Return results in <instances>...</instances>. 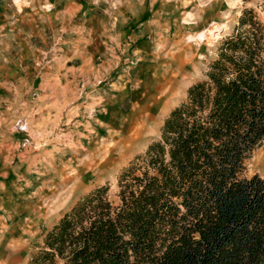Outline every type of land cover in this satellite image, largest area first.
Listing matches in <instances>:
<instances>
[{
	"label": "rangeland",
	"instance_id": "374dc122",
	"mask_svg": "<svg viewBox=\"0 0 264 264\" xmlns=\"http://www.w3.org/2000/svg\"><path fill=\"white\" fill-rule=\"evenodd\" d=\"M263 2L0 0V264H27L97 188L109 184L116 201L122 170L207 78L242 12L264 21ZM141 125V138L117 144ZM246 166L264 178L263 147Z\"/></svg>",
	"mask_w": 264,
	"mask_h": 264
},
{
	"label": "trees",
	"instance_id": "16d2710c",
	"mask_svg": "<svg viewBox=\"0 0 264 264\" xmlns=\"http://www.w3.org/2000/svg\"><path fill=\"white\" fill-rule=\"evenodd\" d=\"M261 147L264 21L245 9L116 201L109 184L80 199L27 264H264V178L245 176Z\"/></svg>",
	"mask_w": 264,
	"mask_h": 264
},
{
	"label": "bare ground",
	"instance_id": "6f19581e",
	"mask_svg": "<svg viewBox=\"0 0 264 264\" xmlns=\"http://www.w3.org/2000/svg\"><path fill=\"white\" fill-rule=\"evenodd\" d=\"M192 18V17H191ZM196 39H198V40H203L204 38H203V35H200V36H198ZM189 41H194V38L193 37H189ZM175 56V55H174ZM181 56V55H180ZM176 62V61H175ZM171 64V63H170ZM187 64V63H186ZM179 68V67H178ZM186 68V67H185ZM166 71V70H165ZM169 71V70H168ZM174 71H176V70H174ZM180 72V71H179ZM162 75V74H161ZM170 75V74H169ZM164 78V77H163ZM152 80V79H151ZM158 82V81H157ZM163 82L164 83H166V82H171L172 83V79H171V77L169 78V79H167V78H165L164 80H163ZM163 83V85L159 88V90L161 91V90H163L166 86H167V84H164ZM154 88V87H153ZM180 90V89H179ZM158 91V90H157ZM152 93V92H151ZM135 96H136V94H135ZM140 96V95H139ZM141 97V96H140ZM140 102H141V99L139 100ZM152 101V100H151ZM145 102V101H144ZM150 104V103H149ZM140 105V104H139ZM141 106V105H140ZM151 106V105H150ZM136 110V109H135ZM133 112V111H132ZM137 112V111H136ZM137 114V113H136ZM155 116V115H154ZM146 117V116H145ZM112 118H114V117H112ZM140 118V117H139ZM142 118V117H141ZM131 119V118H130ZM144 120V119H143ZM142 120V121H143ZM107 121V120H106ZM131 122V121H130ZM117 123V122H116ZM115 123V124H116ZM124 123V122H123ZM130 125V124H129ZM105 128V127H104ZM112 128V127H111ZM114 128V127H113ZM116 130V129H115ZM117 130H118V128H117ZM121 130V129H120ZM145 130H146V127H145V125L144 126H136V127H130V129H129V131L128 132H126V131H124V129H122L121 130V132H120V135H118L119 137H118V142H117V144L118 145H120V144H125L126 142H127V144L128 143H130V144H132L133 143V141L135 140V139H139V138H141V136H142V134L145 132ZM152 133V132H151ZM92 147V146H91ZM78 148V147H77ZM125 148V147H124ZM86 149V148H85ZM97 149V148H96ZM100 149V148H99ZM83 151V150H82ZM116 151H118V148H116L115 150H113V152H112V157L115 155V152ZM92 153V152H91ZM97 155V154H96ZM103 155V154H102ZM93 159V158H92ZM103 161V160H102ZM98 166V165H97ZM96 166V167H97ZM93 167V165L91 164V163H87V164H85L84 166H83V169L84 170H91V168ZM95 167V168H96ZM93 169V168H92ZM84 170H83V172H84ZM65 172V171H64ZM83 174H85V173H83ZM73 175V174H72ZM18 178V177H17ZM67 178V177H66ZM64 179H65V177H64ZM62 182V181H61ZM79 182V181H78ZM59 183V182H58ZM67 184V183H66ZM31 190V189H30ZM50 191V190H49ZM48 191V192H49ZM60 198V197H59ZM51 200V199H50ZM54 202V201H53ZM27 205V204H26ZM46 209V208H45ZM27 211V210H26Z\"/></svg>",
	"mask_w": 264,
	"mask_h": 264
}]
</instances>
